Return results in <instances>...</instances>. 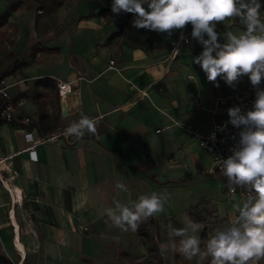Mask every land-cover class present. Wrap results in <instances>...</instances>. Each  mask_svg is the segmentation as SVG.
<instances>
[{"label":"crops","instance_id":"0c3cea01","mask_svg":"<svg viewBox=\"0 0 264 264\" xmlns=\"http://www.w3.org/2000/svg\"><path fill=\"white\" fill-rule=\"evenodd\" d=\"M94 4L95 0H0V14L7 12L18 21L11 45L17 62L0 73V81L5 80L13 101L14 94L22 98L21 105L15 103L17 116L32 120L27 126H0L3 174L12 183L15 198L23 197L14 205L0 180V226L2 208L9 205L6 216L16 229L14 249L18 251L20 240L26 252L19 264H25L30 251L45 264H63L79 255H95L99 248L112 253V249L129 247L126 240L131 231L115 227L105 214L113 200L127 204L141 194L167 192L170 200L165 213L169 216L181 206L187 187L207 184L206 176L218 178L227 190L226 178L211 172L210 153L190 132L171 123L176 119L209 127L218 96L204 95L211 99L206 103L200 92L185 86L181 97H168L170 51L156 64L153 56L159 49L127 36L123 12L95 17ZM59 79L69 83L71 91L62 95ZM51 89L58 97L65 128L88 116L97 120V133L85 132L77 139L61 132L31 153L27 130L36 128L43 136L57 132L48 113L41 115L39 109L41 92ZM142 89H148L149 95L141 98ZM197 93L203 105L194 109L189 101ZM170 149L177 150L175 157H170ZM121 183L128 192L117 188ZM219 196H214L216 209L229 224L237 215L232 205L243 200L228 190ZM26 207L32 213L24 224L18 209ZM156 215L142 222L138 231L143 224L160 230ZM1 233L8 240L5 230L0 231V240ZM134 235L129 250L145 254L141 235ZM0 254L3 262H14L7 260L2 248Z\"/></svg>","mask_w":264,"mask_h":264},{"label":"clouds","instance_id":"9594fccd","mask_svg":"<svg viewBox=\"0 0 264 264\" xmlns=\"http://www.w3.org/2000/svg\"><path fill=\"white\" fill-rule=\"evenodd\" d=\"M261 0H113V14H133L132 26L170 38L174 30L191 25V37L202 45V52L192 59L205 73L209 82L219 87L218 78L235 88L247 76L256 89L252 108L242 112L239 106L230 107L229 121L218 128L224 131L227 123L241 129L238 142L229 150L226 159H219V171L226 178L229 191L242 189L246 195L242 202L232 205L237 215L229 225L217 228L201 249L198 233L203 225L188 219L184 227L172 229L170 236L180 237L173 247L187 260L211 257V264H258L264 259V20ZM230 19L239 20L244 31L224 35L219 42L217 25ZM181 39H185L183 33ZM174 52L178 55L179 50ZM85 132L97 133V120L82 116L70 124L66 135L81 139ZM209 139L216 140L215 132ZM204 145H202L203 147ZM128 192L125 184L117 185ZM170 196L167 192L141 194L127 204L113 200L106 209L111 223L123 230L136 232L142 222L165 211ZM166 250V249H162Z\"/></svg>","mask_w":264,"mask_h":264},{"label":"rangeland","instance_id":"374dc122","mask_svg":"<svg viewBox=\"0 0 264 264\" xmlns=\"http://www.w3.org/2000/svg\"><path fill=\"white\" fill-rule=\"evenodd\" d=\"M112 2L113 0H95L92 15L98 17L100 15L113 14L111 11ZM261 2L264 4V0H261ZM124 14L125 17L123 20H125L124 26L127 36L138 40L148 48L159 49L157 55L153 56V59H157L155 60L156 64L159 62V59H161L169 51V53H171L182 32H185L190 39L189 43H185L180 47L179 54L170 63L171 68L167 73V76L170 80L169 84L172 89H169L170 94L168 97H181L184 93L185 86L187 89L197 90L202 94L203 98L204 95L211 96L212 98L214 96L217 97L221 94L236 91L244 87H253L247 76L243 77L235 88L228 86L220 78H218V88L215 87L212 82H209L200 66L192 62V59L199 55L203 48L202 45L191 37L192 28L190 24L183 30H174L169 38L167 34L134 28L132 26L133 14ZM9 15L10 14L7 12L0 14V73L4 72L9 66H13L14 63L17 62L14 60L13 54L11 53V45L14 42L18 29V21L16 19H12ZM260 16L261 19L264 20V7L260 10ZM244 30V26L241 25L237 19H230L225 23H220L216 28V31L220 34V43L225 42L224 40H226V37L224 34L226 32L232 31L234 34H239ZM167 60L170 62V57H168ZM15 72H18V69H16ZM189 75H193V78H189ZM191 82H193V87L190 86ZM259 87H264V81H262ZM13 98L18 106L21 105L22 98L19 93L14 94ZM40 99H42L43 102L39 108L41 110V115L48 113V116L50 117L49 121L50 123L52 122L51 124L54 127V130L57 132H66L67 128H65L63 120L60 117L58 97L55 90L51 89L47 92H41ZM204 100L206 103L211 102V99L207 97H205ZM30 116L33 117L34 113H31ZM171 123L183 130H187V125L189 124L194 126L196 125L190 121H178L176 119H171ZM169 152L171 153L170 157H175L177 154L176 149H170ZM204 181L207 182L208 185L200 184L199 186V184H194L187 187L185 192L187 195L184 194L186 197H184L181 206L173 215L166 216L164 211L154 217L157 223L160 224V230L157 231L154 226L151 227L149 225L147 226V224H143L140 231H131V235L127 237L126 242L131 244L129 247L126 245V248L112 249V253L99 248L95 255H79L72 258V260L68 261V263L64 261L63 264H211V257H205L202 259L198 256L192 260L185 259L173 247L174 245H179L181 238L170 236L169 234L172 229L184 227L188 219L199 222L203 225L202 230L198 233L202 241L201 249L203 251L205 250L207 239L214 233V230L217 228H223L230 224H228L229 220L227 217H223L218 213L216 209L218 200L214 198V196L222 195L224 191H227L225 190V186H221L218 178L213 176H206ZM6 200L8 199L6 198ZM8 207L9 205H5V209L2 208L4 212V222L1 223L2 230H5L7 232L6 234H8V240L4 237V233H1L3 239L0 240V249L2 248L7 260L8 258H12L16 264H19L23 260V257H21V255L18 254V251L16 252L14 249L15 245H13V238L16 234V229L14 224L13 229L11 228L12 226L10 225L9 217L6 216L9 211ZM30 212L32 213V210L27 207L24 209H18V216L23 223L30 218ZM84 228L86 229L87 227ZM2 230L0 229V231ZM134 233L141 235L142 240L147 246V251L143 255L132 253L133 250H129L133 244L132 238L135 236ZM22 243L24 244L23 240ZM34 263L45 264L42 257L39 258V256L34 255L30 251L25 264ZM0 264L8 263L5 260L4 262L1 261ZM260 264H264V259H261Z\"/></svg>","mask_w":264,"mask_h":264},{"label":"built area","instance_id":"2783aa9c","mask_svg":"<svg viewBox=\"0 0 264 264\" xmlns=\"http://www.w3.org/2000/svg\"><path fill=\"white\" fill-rule=\"evenodd\" d=\"M182 33L185 39H181ZM182 33L180 34L176 46L173 48V50L170 53L169 56L170 61H172L177 56L174 50L178 49L180 51V47L183 46L185 43H189L190 41L186 33L185 32ZM115 62H116L115 59L111 60V67H114ZM189 78L192 79L193 75H189ZM58 84L60 87V91L63 95L64 94L63 81L59 79ZM260 88L264 89V87H260ZM68 89L71 90L70 84ZM255 92L256 89L250 86L226 94H221L216 98L214 102V106L211 109L209 127L203 128L200 126H194L192 124L187 125V131L190 132L193 136H195L198 139V142L201 145V147L202 145H204L203 148L210 153L212 157L211 172L220 173L219 163H218L219 159H226L231 154L229 150L239 140L238 133L241 129L233 127L230 123H227V128L224 131L218 130L220 126L224 125L230 119L227 110L230 107L239 106L242 112H247L252 108L253 102L255 100ZM148 95H149L148 89L141 90V96H140L141 98ZM189 105L194 109H199L202 107L203 104L199 93L193 96V98L189 101ZM16 111H17V107L8 90V86L6 85L5 80H1L0 81V126L3 123H7V124L17 123L19 126H27L32 123V120L29 116L19 117L17 116ZM161 130L162 128L157 129L158 132H160ZM213 132H215L216 134V140L214 142L209 139L210 134ZM26 134H27V138L31 142L30 146L28 147V150L31 153H34L35 147L38 144L46 141L47 139L58 137L59 134H61V132H52L47 134L46 136H43L38 133L36 128H33L32 130H27ZM2 159L3 158H0V180L1 182H4L3 169L5 163H3V161L5 159L3 160ZM14 174L16 175L17 172H15ZM227 190L231 195L238 196L242 200H244L246 193L242 189L237 188L235 194L229 191L228 186H227ZM260 263L261 260L258 261V264Z\"/></svg>","mask_w":264,"mask_h":264},{"label":"bare ground","instance_id":"6f19581e","mask_svg":"<svg viewBox=\"0 0 264 264\" xmlns=\"http://www.w3.org/2000/svg\"><path fill=\"white\" fill-rule=\"evenodd\" d=\"M68 85H69V83L67 84L66 82H63V86H64V88H63V92H64V94H66L68 91H71L70 89H68ZM162 88H160V90H161ZM68 90V91H67ZM67 107V105H66V103H65V108ZM3 180H4V182H2V185L4 186V188H6V190L9 192V195L12 197V199H13V202H14V205L18 202V201H21V200H23V197H17V199L15 198V196L13 195V191H12V187H13V185H12V183L10 182V180H8L7 178H5V177H3ZM14 208V207H13ZM15 209V208H14ZM12 219H15V218H13L12 217ZM17 232L18 233H20L19 232V227L17 226ZM17 250H18V252H19V254L21 255V257L23 256H25L26 257V252H25V250L22 248V246H21V242H20V240L19 241H17Z\"/></svg>","mask_w":264,"mask_h":264},{"label":"trees","instance_id":"16d2710c","mask_svg":"<svg viewBox=\"0 0 264 264\" xmlns=\"http://www.w3.org/2000/svg\"><path fill=\"white\" fill-rule=\"evenodd\" d=\"M18 125V124H17ZM33 126H37V123L36 122H34L33 124H32ZM19 126V125H18ZM43 130V128H40V131H42ZM46 130V129H45ZM173 181H177V180H173ZM3 258L5 259V257L2 255V254H0V263H1V261L3 260ZM8 264H15L12 260H8Z\"/></svg>","mask_w":264,"mask_h":264},{"label":"water","instance_id":"95a60500","mask_svg":"<svg viewBox=\"0 0 264 264\" xmlns=\"http://www.w3.org/2000/svg\"><path fill=\"white\" fill-rule=\"evenodd\" d=\"M63 115H64V116H66V115H67V112H65L64 110H63Z\"/></svg>","mask_w":264,"mask_h":264}]
</instances>
